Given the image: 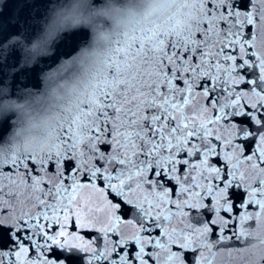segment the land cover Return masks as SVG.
Masks as SVG:
<instances>
[{"label": "snow or ice", "instance_id": "1", "mask_svg": "<svg viewBox=\"0 0 264 264\" xmlns=\"http://www.w3.org/2000/svg\"><path fill=\"white\" fill-rule=\"evenodd\" d=\"M46 6L29 30L0 24V195L41 208L0 215V264H264V0ZM42 55L68 59L37 93ZM82 188L103 221L77 206ZM26 230L54 260L28 259Z\"/></svg>", "mask_w": 264, "mask_h": 264}, {"label": "water", "instance_id": "2", "mask_svg": "<svg viewBox=\"0 0 264 264\" xmlns=\"http://www.w3.org/2000/svg\"><path fill=\"white\" fill-rule=\"evenodd\" d=\"M49 3V0H0V24H3L9 33H17L22 32L24 30H29L30 25H35L39 21H42L44 19V16L46 15L48 8L47 4ZM19 22V23H17ZM27 22V23H26ZM79 29H73V31H78ZM91 36V33H89V37ZM63 50V49H61ZM53 56H55V52L53 51ZM39 60V66L43 69L42 72H39L38 74H32L29 73L30 80L26 78V82L28 85V88L31 89L34 92L41 93L45 90V88L48 85L46 74L53 72L60 64L61 59H68V57H61L55 60L49 59L48 56L42 55L37 58ZM35 67V65H33ZM10 99L15 100L18 104L27 105V103L30 102V100L27 99H18L17 96H10ZM11 116V122H14L16 120V116L12 115L11 113L8 114ZM224 123H227L226 121ZM11 130V129H10ZM81 183H88V180L86 178L81 177L80 178ZM57 181H53V183H56ZM69 183L68 180H65V184L67 185ZM51 185L45 184L44 188L45 191H47L48 188H50ZM7 189H5V193H7ZM34 195H41L39 192L35 193ZM76 204L78 207H80L83 212L88 213L91 218H95L99 221H103L104 219V213L99 212L96 209L102 206L100 195L96 192H94L91 188H82L79 189L77 194ZM42 198H44L42 196ZM176 198L175 196L173 197ZM239 199V197H237ZM51 202V201H50ZM11 204L13 205L12 209L9 211L7 209V205ZM170 208H172L173 211H176L177 209L175 206L169 205ZM40 207H33L31 202H27L24 204H21L19 201L14 199L12 196H9L7 194L0 195V215H3L5 211H8V214L10 216H19L21 212H31L32 215H35L36 212L40 211ZM193 216H195V212H193ZM129 218H135V217H129ZM25 220H27V217H25ZM35 223V221H32ZM41 223H44L46 225V230L49 231L50 235H53L56 231H59V226L53 224V227L51 229H47V223L43 219H41ZM192 223L195 224L196 221L193 219ZM101 224H97V228L100 227ZM69 232H77L79 235L83 236L85 241L92 240L94 242L93 246L97 249L103 248L104 240H103V233L97 231L95 228L91 229H79L73 225L68 227ZM159 231V230H157ZM126 234H130L127 233ZM157 233L153 232V236H155ZM227 235V233H225ZM33 235V233L30 230H26L25 236L23 238V242L26 247H29L30 251L28 253V259H39V252H43L45 256H47L49 259H55V256L52 254L50 250L47 248L41 247L39 251L35 249V245L32 244L27 237ZM110 238L115 241L118 239L117 234L110 233ZM146 235V233H145ZM34 239L37 240L41 245H43L44 238L42 236H34ZM51 243V242H49ZM224 244L232 245L233 242L225 241ZM12 248H15L14 245H9ZM131 248V245L128 246ZM138 247V246H137ZM53 249H56L59 251L56 245L52 246ZM91 255V253H79V259L77 260L76 264H88V258ZM116 254L113 253L110 259H115ZM94 264H109V261H98L94 262Z\"/></svg>", "mask_w": 264, "mask_h": 264}]
</instances>
